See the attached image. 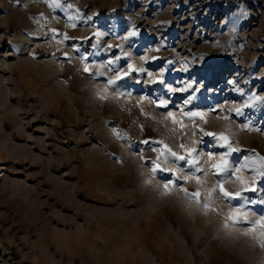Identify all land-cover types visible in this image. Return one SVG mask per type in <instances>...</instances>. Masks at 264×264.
<instances>
[{
	"label": "rangeland",
	"instance_id": "374dc122",
	"mask_svg": "<svg viewBox=\"0 0 264 264\" xmlns=\"http://www.w3.org/2000/svg\"><path fill=\"white\" fill-rule=\"evenodd\" d=\"M255 136L264 0H0V264H264Z\"/></svg>",
	"mask_w": 264,
	"mask_h": 264
},
{
	"label": "snow or ice",
	"instance_id": "6c2138e0",
	"mask_svg": "<svg viewBox=\"0 0 264 264\" xmlns=\"http://www.w3.org/2000/svg\"><path fill=\"white\" fill-rule=\"evenodd\" d=\"M53 7H60V5L57 3L55 5H53ZM68 7H71V5H68ZM69 19H72V17H69ZM87 70V69H86ZM110 84L115 83V81L109 80ZM190 118H194L197 115H201L200 113H189L188 114ZM202 118V117H201ZM175 122V121H174ZM202 131V130H201ZM207 135H213L212 133H206ZM221 139H225L224 137H221ZM181 147H184L183 145H181ZM165 148L168 150V152L172 155V156H176L175 152H171V149L167 148V145H165ZM177 159H185V157H176ZM184 179H188V177H184ZM165 187H167V185H165ZM186 191V190H185ZM221 191H223V188L221 187ZM225 197H228L230 194L226 191L223 192ZM193 197H196L198 195V193H192L191 194ZM244 219H246V217H244ZM233 222H239L237 217H233ZM252 223V227L255 228L257 225L261 226L262 228H264V216L261 217L260 220H257L255 222H251ZM227 227V224L225 225ZM261 237H264V231H261L260 233ZM261 246H264V240L261 241Z\"/></svg>",
	"mask_w": 264,
	"mask_h": 264
},
{
	"label": "bare ground",
	"instance_id": "6f19581e",
	"mask_svg": "<svg viewBox=\"0 0 264 264\" xmlns=\"http://www.w3.org/2000/svg\"><path fill=\"white\" fill-rule=\"evenodd\" d=\"M258 135H259V134H258ZM262 141L264 142L263 138L258 137V136H255V144L258 143L257 145H259V143H261ZM263 142H262V143H263ZM255 146H256V145H255ZM257 147H259V146H257ZM260 149L263 150V152H262V154H263V153H264V143H263L262 146L260 145ZM259 153H260V152H259Z\"/></svg>",
	"mask_w": 264,
	"mask_h": 264
}]
</instances>
